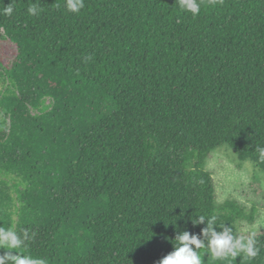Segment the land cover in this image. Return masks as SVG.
<instances>
[{
  "label": "trees",
  "instance_id": "obj_1",
  "mask_svg": "<svg viewBox=\"0 0 264 264\" xmlns=\"http://www.w3.org/2000/svg\"><path fill=\"white\" fill-rule=\"evenodd\" d=\"M198 2L195 17L178 0H84L79 14L15 0L0 14L17 48L0 61V226L27 230L24 255L158 264L178 232L206 227L199 214L237 235L253 221L215 204L205 161L228 146L264 172V0ZM257 238L252 260L203 264H264Z\"/></svg>",
  "mask_w": 264,
  "mask_h": 264
},
{
  "label": "clouds",
  "instance_id": "obj_2",
  "mask_svg": "<svg viewBox=\"0 0 264 264\" xmlns=\"http://www.w3.org/2000/svg\"><path fill=\"white\" fill-rule=\"evenodd\" d=\"M0 4H3L2 0ZM84 6V0H65L64 3V8L73 14H79ZM56 7L59 8L60 5L57 4ZM178 7L193 17L199 14L201 8L198 0H178ZM14 11L15 0H9L0 9V14L11 17ZM42 11L36 3H31L26 9L29 16H38ZM92 59L91 55L85 57L86 61ZM258 152L264 160V147L258 148ZM218 220V214H199L192 218L193 225L206 221V227L199 234L190 233L188 230L178 232L172 240L173 250L163 256L158 264H203L206 254L219 261L235 260L242 255L252 260L260 254L257 235L259 227H264V218L257 219L251 229L245 228L243 231L246 235H237L231 226L225 222L218 223ZM214 226L219 227L220 231L214 230ZM27 239V230L17 232L0 226V264H45L43 259L23 254ZM201 249L204 251H200Z\"/></svg>",
  "mask_w": 264,
  "mask_h": 264
},
{
  "label": "rangeland",
  "instance_id": "obj_3",
  "mask_svg": "<svg viewBox=\"0 0 264 264\" xmlns=\"http://www.w3.org/2000/svg\"><path fill=\"white\" fill-rule=\"evenodd\" d=\"M16 52V45L11 40L0 38V61L4 67L10 68ZM205 170L212 176L217 206L233 201L244 208L247 214L253 213L252 222L240 221L236 225L238 233L246 235L243 231L245 228L251 229L257 219L264 218V172L250 162H239L228 146L211 152L205 161ZM42 180L50 182L51 178L45 176ZM258 230L262 233L264 227Z\"/></svg>",
  "mask_w": 264,
  "mask_h": 264
}]
</instances>
